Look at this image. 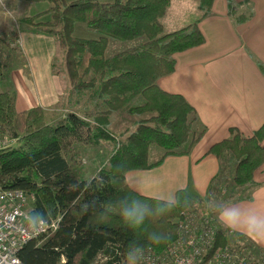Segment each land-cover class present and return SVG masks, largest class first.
<instances>
[{"label": "trees", "instance_id": "trees-1", "mask_svg": "<svg viewBox=\"0 0 264 264\" xmlns=\"http://www.w3.org/2000/svg\"><path fill=\"white\" fill-rule=\"evenodd\" d=\"M46 1L48 7L24 17L35 31L51 35L55 52L53 74L66 76L67 101L81 91L91 96L90 108L73 109L53 121H46L41 107L14 110L11 90L0 92V130L17 137L16 145L0 149V184L20 188L31 196L27 217L30 222L57 219L56 228L44 238L25 241L17 251L21 264H125L127 256L146 246L161 252L175 238L177 220L194 213V207L210 201L206 210L212 218V250L220 246L246 247L260 252L241 235L240 244L230 245L227 227L218 222L217 212L238 197L240 188L253 186L252 174L264 161V122L244 135L235 127L228 136L208 148L219 161L204 198L190 196L185 188L174 191L173 200L140 195L128 187L124 173L154 166L167 154L185 153L201 136L194 125L195 114L180 93L162 90L155 79L173 70L176 51L203 41L196 21L174 31H164L161 16L169 0H29ZM212 0H195L199 16L209 13ZM227 13L234 14L233 0H226ZM47 13V18H38ZM238 16V15H237ZM84 23L98 36H73L74 22ZM15 31L0 37V77L13 61L25 64L12 44ZM141 38L136 45L106 54L107 42ZM11 47V48H10ZM13 56V57H12ZM125 109L137 114L133 127L118 138L108 129L110 114ZM111 139L112 148L104 166L85 177L84 161L75 145L95 146ZM160 148L149 160V147ZM172 218H175L172 219ZM140 221L137 224V221ZM230 239L231 236H230ZM236 241V242H238Z\"/></svg>", "mask_w": 264, "mask_h": 264}, {"label": "crops", "instance_id": "crops-1", "mask_svg": "<svg viewBox=\"0 0 264 264\" xmlns=\"http://www.w3.org/2000/svg\"><path fill=\"white\" fill-rule=\"evenodd\" d=\"M36 2L43 1L0 0V30L16 32L11 46L16 44L18 49L13 55L19 57L20 51L25 63H9L0 77V92L12 89L14 110L41 107L44 117L52 120L55 118L53 111L50 112L53 108L62 111L69 108L59 104L66 90L65 83L51 71V59L56 50L53 37L35 31L33 25L24 20L48 7L45 3L38 8ZM233 2L237 5L234 14L227 13L226 0H212L209 13L198 18L195 0H169L160 18L164 31H174L193 21L201 31L203 41L176 51L174 71L158 76L155 82L163 91L182 94L194 106V125L203 132L185 153L167 154L152 167L125 172L128 187L140 195L168 201L173 200L176 189L185 188L190 196L204 198L210 178L219 166L217 157L208 151L209 146L226 138L229 127L251 135L264 122V0ZM46 15L43 13L38 18ZM113 116L111 113L110 120ZM259 143L264 148V140ZM74 148L78 156L84 157L85 170V161L90 163L93 157L85 160L82 153L91 150L95 153L97 146L79 144ZM158 156L159 153L149 160L154 161ZM104 164L95 165L85 177H92ZM252 179L253 186L247 189L243 186L238 191L241 198L223 204L216 214L224 227L227 226L220 218L222 214L235 213L238 218L232 228L227 227L230 245L240 244L236 236L241 235L264 257V243H258L246 231L249 218L264 220V161L254 169Z\"/></svg>", "mask_w": 264, "mask_h": 264}, {"label": "built area", "instance_id": "built-area-1", "mask_svg": "<svg viewBox=\"0 0 264 264\" xmlns=\"http://www.w3.org/2000/svg\"><path fill=\"white\" fill-rule=\"evenodd\" d=\"M17 137L0 130V149L16 144ZM31 196L24 190L2 187L0 184V264H21L17 257L20 246L32 238H44L56 228L57 219L48 222H30L26 203ZM203 210L186 213L177 220V233L170 245L154 253L146 246L139 251L135 264H201L213 244L211 219ZM204 264H247L257 263L258 254L246 247H215ZM264 264V263H263Z\"/></svg>", "mask_w": 264, "mask_h": 264}, {"label": "rangeland", "instance_id": "rangeland-1", "mask_svg": "<svg viewBox=\"0 0 264 264\" xmlns=\"http://www.w3.org/2000/svg\"><path fill=\"white\" fill-rule=\"evenodd\" d=\"M36 3H37V7L41 8V6L46 3V1L36 2ZM47 17L48 16L46 15L45 18H47ZM72 35L73 36L75 35V36L85 37V38H87V37L94 38V37L98 36L97 33L94 30L85 27L84 23L79 22V21L74 22ZM2 36H3V30H0V37H2ZM139 39H141V38L137 37V38H132V39H124V40L116 39V38H112V40L109 39L108 42H107V48H106L105 53L107 55L108 54H112V52L118 51L120 49H125L126 47H130L132 45H136ZM2 51L4 52L5 50L3 49V50L0 51V57H3L4 53ZM59 77H61V81L63 83H65L64 87L66 88V76H65L64 72H63V74L61 73V75H59ZM62 99L63 100H61V102L59 103V104L63 105L62 107L73 109L74 111L79 112V113H82V111H83L82 109L84 107L90 108L91 103H92L91 96L89 95V93L86 90L85 91H81L77 95L73 94L70 97V99H69L70 102L67 101V98L65 97V94H63V98ZM66 110L62 111V109L53 108L50 112L53 111V113L55 114L54 116L56 118V117H58V116H56L58 113L65 114ZM120 114H123V115H120ZM114 115L115 116H113V118L110 120L111 123H109V125L107 127H108L109 131L111 132V134H113V136L115 138L116 137L118 138V136L123 134L124 131L130 130L133 127L134 122H136L135 120L139 119L140 116H141V115L138 116L137 114H126L125 113V109L115 110ZM123 116L125 117V119L123 118ZM55 118H53L51 120V118L47 119L45 117V120L51 122ZM112 143L113 142H112L111 139L99 140V143L96 145L97 148L95 150V153L92 152L93 150H91V152L83 151L82 156H85V160L88 159V157H91V156L93 157L92 160L90 161V163L87 160L85 161L86 162L85 173L88 172L86 174V177H87L88 174H91V172L93 171V167L95 165L99 164L100 162H102V163L106 162V158H107V156L110 153V150L112 148L111 147ZM14 145H16V144H13V146ZM82 145H84V144H82ZM80 147L82 149L83 146H80ZM159 152H160V148L158 147V145L153 144V146L149 147V157L150 158L154 159L155 154H157ZM79 156L81 157V154ZM82 158H84V157H82ZM93 159H95V160L93 161ZM92 161H93V163L91 164ZM30 202H31V199H28V201L26 203L27 209H29ZM209 203H210V201L205 199L204 200V205H205L204 209L202 208V206H198L197 205L192 210L193 211H197V209L206 210V207L209 206L208 205ZM172 219L175 220V218H172ZM256 257H258V258H256ZM259 257H260L259 254H258V256L257 255L255 256V258L257 259V263L263 264L260 261L262 259H260ZM262 258H264V257H262ZM134 259H135L134 258V254L130 255V256H127V258L125 260V264H135ZM247 264H254V263H247Z\"/></svg>", "mask_w": 264, "mask_h": 264}, {"label": "clouds", "instance_id": "clouds-1", "mask_svg": "<svg viewBox=\"0 0 264 264\" xmlns=\"http://www.w3.org/2000/svg\"><path fill=\"white\" fill-rule=\"evenodd\" d=\"M220 218L224 225L229 228H232L233 224L238 220L235 213L222 214ZM139 223L140 221L138 220L137 224ZM246 231L250 233L252 238L258 243H264V220L256 217L249 218Z\"/></svg>", "mask_w": 264, "mask_h": 264}]
</instances>
